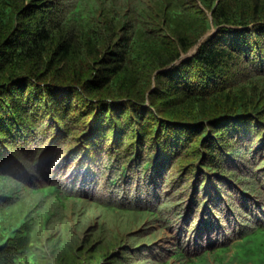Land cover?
I'll list each match as a JSON object with an SVG mask.
<instances>
[{
	"label": "trees",
	"instance_id": "1",
	"mask_svg": "<svg viewBox=\"0 0 264 264\" xmlns=\"http://www.w3.org/2000/svg\"><path fill=\"white\" fill-rule=\"evenodd\" d=\"M71 161L75 186L191 175L196 221L168 195L105 208L163 229L172 210L166 255L138 231L108 247L102 223L80 239L63 210L83 199L51 172ZM263 241L264 0H0V264H264Z\"/></svg>",
	"mask_w": 264,
	"mask_h": 264
},
{
	"label": "rangeland",
	"instance_id": "2",
	"mask_svg": "<svg viewBox=\"0 0 264 264\" xmlns=\"http://www.w3.org/2000/svg\"><path fill=\"white\" fill-rule=\"evenodd\" d=\"M59 148L60 147L58 146V149ZM59 151L58 154L61 152ZM59 157L60 155H58L56 158ZM73 167H75V163L71 161L69 162L66 171L65 172L62 171L63 173L61 175H60L61 172L57 173L55 170H52L51 172L57 175V176L53 175L54 177H58L61 179L60 184L64 185L63 188L68 189L66 187L68 185L70 190H72L73 192L75 191L77 193V194L74 193L75 196L83 199L81 201H73V200L67 201L66 203L67 209L63 210V212L66 213L65 219L68 220L70 224H72L75 220H78L80 222V229L79 231H77L80 239H84L85 237H88L89 240L93 242L95 239H97V238L93 239V237H96L98 235L99 225L100 223H102L104 227V232H110V233L114 232L115 234L117 233L116 234L117 237H114L112 239L113 245L108 247H114L120 241L131 243L132 242L131 235L134 232L138 231L137 234H138V239L140 241H143L145 239L147 240L148 237L146 236L151 235L150 237L152 239V243L150 242L146 247H148L152 251L155 252L158 250H162V249L166 250L168 248H171L173 247L172 245L174 244L172 240L173 234L175 233L177 227L175 223L177 218L173 215L172 210L168 209L164 211V214H166L165 216L166 221L169 220L167 218H170L172 222L168 228L163 229L159 225L160 221L156 222L153 220H149L146 217H143L142 220L140 221L139 218L138 219L133 218V214L128 215L127 213H121L111 210L108 211L105 209L107 206H112V207L115 206L119 208L125 207L130 209L138 208L142 210L144 208L154 209L160 206V200L168 195H170L169 196L170 199L177 198L178 201L184 200L182 204V209L184 208V211L181 209V211H183V217L182 219L178 218V221L179 220L183 221V218H185L186 219L185 222L187 221L186 222L187 226L189 225L193 226L196 221L198 214H196V212L195 213L187 212L188 200H185V197L183 198V196L189 193L191 186H188V184L193 182V179L191 175L181 178L180 175H177L178 169L176 168H172L170 166L164 167L162 170L163 178L159 180L158 188H156V190L153 189L148 190L147 192L145 188L142 186V184H140L141 181L139 180L138 182L137 181L134 182V178H132L131 186H128V184H130L129 182L125 184L127 186L126 190L125 188L122 190V188H116V187L110 189V186H108L109 184L108 182L111 179H108V176L106 178L105 173L104 174L102 173L101 176H98V179L95 180L97 181V183L94 182L92 184V178L87 175L88 177L87 179L88 183L86 182L87 184L81 186L79 183L76 184L77 186H75V184H72L73 182L71 181V173H69V171ZM94 174L96 175L97 178L98 172H95ZM172 175H176V177H174V180H179L177 184V188H180V191H182L181 194L174 193L172 190L173 186L169 187L167 185L169 184L170 182L169 178ZM117 177L118 176H116V178ZM185 180H187L186 184L183 183V181ZM202 180L203 178L199 180V183H201ZM183 187H187V189L182 190ZM132 189L133 190L138 189V192L135 197L133 195H130V191ZM92 201L95 202V204L90 203ZM193 208H195V211L198 212L201 209L199 207V204L193 206L191 208V211H193ZM234 212L236 214H240V209L236 208L234 209ZM216 216L219 217L218 215ZM224 233H225V229H222V231L219 234H216L214 236V239L213 240L211 239V241L213 243H218L220 241H223ZM105 236L106 239L109 237L108 235ZM263 246H264V241H263ZM233 250L234 248L231 249V251ZM231 251L229 250L226 255L229 256ZM159 254L162 256L166 255V251H160ZM236 257L238 259H243L241 254H237Z\"/></svg>",
	"mask_w": 264,
	"mask_h": 264
}]
</instances>
